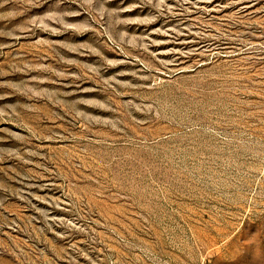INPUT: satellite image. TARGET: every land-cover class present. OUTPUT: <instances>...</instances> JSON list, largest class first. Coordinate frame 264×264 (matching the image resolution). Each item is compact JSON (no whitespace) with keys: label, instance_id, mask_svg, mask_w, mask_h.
Returning a JSON list of instances; mask_svg holds the SVG:
<instances>
[{"label":"rangeland","instance_id":"obj_1","mask_svg":"<svg viewBox=\"0 0 264 264\" xmlns=\"http://www.w3.org/2000/svg\"><path fill=\"white\" fill-rule=\"evenodd\" d=\"M0 264H264V0H0Z\"/></svg>","mask_w":264,"mask_h":264}]
</instances>
